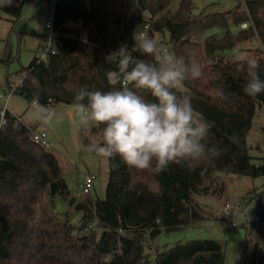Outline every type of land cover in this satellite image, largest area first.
Returning <instances> with one entry per match:
<instances>
[{
	"label": "trees",
	"instance_id": "16d2710c",
	"mask_svg": "<svg viewBox=\"0 0 264 264\" xmlns=\"http://www.w3.org/2000/svg\"><path fill=\"white\" fill-rule=\"evenodd\" d=\"M23 4L15 0L0 8L14 16V25ZM54 20L62 34L56 53L40 62L34 56L23 66L18 72L27 71V76L16 93L31 103L39 91L40 103L53 105L71 104L80 86L111 90L106 73L116 70V63L108 58L110 53L121 44L131 49L135 28L148 24L150 37L161 48L185 57L195 53L203 75L187 87L194 93L196 111L214 123L209 146L222 154L192 168L173 164L159 173L131 169L117 156L108 162L106 196L77 203L82 219L75 226L56 218L55 196L69 198L58 157L33 140L37 124L28 127L9 110L0 129V264H227L225 243L214 238L179 240L162 250L155 248L154 257L150 247L162 231L202 220L199 197L224 191V174L264 177L263 157L257 162L247 144V133L264 106V93H244L246 65L233 56L246 50L259 60L264 79V0L201 13L195 11L194 0H180L177 6L174 0H59ZM209 28L217 31L205 35ZM11 60L7 45L0 64ZM221 91L227 99L219 98ZM144 98L153 101L148 94ZM90 142H102L95 125L84 137L85 145ZM250 198L256 205L251 222L259 225L264 222V187L254 188ZM69 201L76 203L75 198ZM229 220L224 219V231L232 226ZM244 225L240 264H264V240Z\"/></svg>",
	"mask_w": 264,
	"mask_h": 264
},
{
	"label": "clouds",
	"instance_id": "9594fccd",
	"mask_svg": "<svg viewBox=\"0 0 264 264\" xmlns=\"http://www.w3.org/2000/svg\"><path fill=\"white\" fill-rule=\"evenodd\" d=\"M133 40L131 49L121 44L108 57L116 63V70L106 73L111 90H90L84 85L74 91L73 127L95 125L102 136L101 143L90 142L86 150L105 163L119 156L131 169L155 173L173 164L192 168L218 158L222 150L208 144L214 123L196 111L194 93L187 87L203 75L195 53L175 55L161 48L146 29L137 30ZM134 53L150 59L136 58ZM233 56L246 65L244 93L249 97L264 93L259 60L246 50H237ZM144 94L153 101H147ZM218 95L227 99L223 91ZM32 104L35 122L50 127L59 118L53 106L40 103L39 91L33 93ZM5 124L0 118V128Z\"/></svg>",
	"mask_w": 264,
	"mask_h": 264
},
{
	"label": "rangeland",
	"instance_id": "374dc122",
	"mask_svg": "<svg viewBox=\"0 0 264 264\" xmlns=\"http://www.w3.org/2000/svg\"><path fill=\"white\" fill-rule=\"evenodd\" d=\"M15 0H0V7L8 5ZM180 0H174L177 6ZM244 0H194L197 13L208 11L226 10ZM52 16V3L48 0H24L21 16L16 20L13 15L0 8V58L5 55L7 45L12 54V60L7 64H0V98L1 105L17 114H22L28 123L37 124V128L48 133L49 145L47 148L56 154L63 168V175L69 185L68 199L57 194L54 200L56 218L68 220L71 224L79 226L82 211L77 208V203L87 197L104 198L109 177V166L104 160L85 148L84 137L94 125L77 130L73 127L75 119L74 109L71 104L55 102L53 106L58 119L53 124L45 126L33 120L34 107L23 95L10 93L9 80H17L18 72L23 66H28L37 52L47 44L45 37V23ZM148 13H145V17ZM138 25L134 33L142 28ZM217 31L209 28L206 34ZM247 144L250 153L256 157H263L264 161V106L258 109L253 125L247 133ZM87 175H94V184L90 193H84L79 184ZM224 191L217 194L200 196L203 219L191 226L174 231H162L151 243L150 251L154 257L155 248L160 250L171 246L175 242L187 241L194 238H214L225 243L226 263L240 264L245 249L246 226L259 233L264 240V222L257 225L251 222L255 218L256 205L250 201L254 188L264 187V177H251L239 174H224ZM75 198L76 203L69 199ZM231 203L228 212L224 206ZM229 218L232 225L223 230L224 219ZM237 225L233 226V223ZM100 229H98V233Z\"/></svg>",
	"mask_w": 264,
	"mask_h": 264
},
{
	"label": "built area",
	"instance_id": "2783aa9c",
	"mask_svg": "<svg viewBox=\"0 0 264 264\" xmlns=\"http://www.w3.org/2000/svg\"><path fill=\"white\" fill-rule=\"evenodd\" d=\"M50 3H52V16L49 17L45 23V37L48 39L47 44H45L42 48L41 51L38 52L37 54V60L40 61H47L49 55H52L54 53H56L57 48H58V44H59V40L62 36L61 32L56 28L55 25V20H54V9H55V5L57 3V1L59 0H48ZM72 1V0H71ZM75 23L73 22H68V25H73ZM242 26H246V24H243ZM149 25L148 24H144L142 26V28L140 29V31H144L145 29L148 31ZM168 50H170L168 47H164ZM27 76V71H23L21 73L18 74V79L17 80H13L10 79L8 84H9V89H10V93H16L20 90V88L22 87L24 80ZM1 94H0V98H1ZM7 111H9L7 105H1L0 104V113H2V119H4L7 123ZM12 114H14V116L16 117V119L18 121L23 122L24 124H26L28 127H33V123H28L22 114H15L12 112ZM4 127V126H3ZM1 129V128H0ZM32 138L36 143L42 144V145H49V141H48V133L45 130L39 129V128H34L33 133H32ZM94 179L95 176L94 175H87L83 178L82 182L79 184L80 189L84 192V193H88L93 184H94ZM232 207L231 203H227L224 206V210L226 212H228L230 210V208ZM233 225H236V222L234 221Z\"/></svg>",
	"mask_w": 264,
	"mask_h": 264
},
{
	"label": "crops",
	"instance_id": "0c3cea01",
	"mask_svg": "<svg viewBox=\"0 0 264 264\" xmlns=\"http://www.w3.org/2000/svg\"><path fill=\"white\" fill-rule=\"evenodd\" d=\"M37 54H38V52L36 53V55L35 56H37ZM12 112V111H11ZM13 113H15V112H13ZM15 114H17V113H15Z\"/></svg>",
	"mask_w": 264,
	"mask_h": 264
}]
</instances>
